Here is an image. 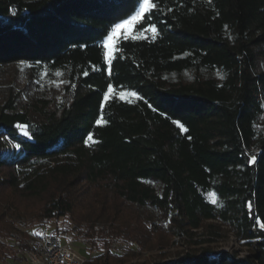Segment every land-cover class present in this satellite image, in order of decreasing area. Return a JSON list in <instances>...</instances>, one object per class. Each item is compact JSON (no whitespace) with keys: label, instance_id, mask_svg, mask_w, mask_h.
<instances>
[{"label":"trees","instance_id":"1","mask_svg":"<svg viewBox=\"0 0 264 264\" xmlns=\"http://www.w3.org/2000/svg\"><path fill=\"white\" fill-rule=\"evenodd\" d=\"M141 2L0 0V238L41 205L106 246L86 264H264V0H152L109 68Z\"/></svg>","mask_w":264,"mask_h":264},{"label":"rangeland","instance_id":"2","mask_svg":"<svg viewBox=\"0 0 264 264\" xmlns=\"http://www.w3.org/2000/svg\"><path fill=\"white\" fill-rule=\"evenodd\" d=\"M139 10V8H138ZM137 10V11H138ZM136 11V12H137ZM135 12V13H136ZM135 13L128 19L123 20L127 21V23H118L120 24V28L116 29L115 32L110 33L113 38L119 34L120 30L124 26H128L133 20L132 17L135 16ZM115 28V27H114ZM107 39V38H106ZM113 41V40H112ZM112 41L109 43L111 44ZM1 174V173H0ZM210 193L208 197L212 200L215 199ZM5 207V204L4 206ZM11 218L9 220L14 221L19 224L21 231L19 235L21 236H30L36 235L35 233H56L60 235L63 242L71 243L75 249L79 250L86 258L89 260L93 256H98L104 253L106 246L103 244L92 245L88 241H86L81 233L80 226L77 225L74 214L67 213L62 216H56L53 218L44 217L45 209L41 207V205H36L29 210L27 209H16L11 207L10 209ZM4 240H8L6 238L1 237ZM0 242L3 244L2 240ZM182 242L179 237H175L173 239L172 245L169 247L170 252H174L176 250H181L183 246H181ZM219 249H226L230 252H237L240 255H244L247 253V247L243 246L236 238V236L232 232H224L223 236L219 239L218 243H216ZM3 247V246H2ZM112 251L122 254L125 253L129 248H136V246L129 244L124 240H115L110 245ZM1 248V247H0ZM3 249V250H2ZM0 250V259L1 264H32L28 258L22 255L15 248H8L4 245V248ZM157 250L152 251H140L139 255L134 259V261H145L148 259H153L155 254H157ZM88 262V261H87Z\"/></svg>","mask_w":264,"mask_h":264},{"label":"built area","instance_id":"3","mask_svg":"<svg viewBox=\"0 0 264 264\" xmlns=\"http://www.w3.org/2000/svg\"><path fill=\"white\" fill-rule=\"evenodd\" d=\"M8 248L17 249L32 264H86L87 258L69 242H63L56 233L21 236L11 233V238H0ZM1 264V259H0Z\"/></svg>","mask_w":264,"mask_h":264},{"label":"snow or ice","instance_id":"4","mask_svg":"<svg viewBox=\"0 0 264 264\" xmlns=\"http://www.w3.org/2000/svg\"><path fill=\"white\" fill-rule=\"evenodd\" d=\"M156 7H157L156 4L152 3V0H142V2L140 3L139 10L135 13V16L132 17V19L133 20H137L138 18H142L143 14H145V13H149L150 14L151 13V9L156 8ZM122 23H127V21H123ZM146 23H147V27H145L143 29V31L144 32L151 31L153 33V37H155V35L157 34V29H156L155 23L148 22V21H146ZM120 26H121L120 24H117L115 26V28L113 29V32H115L116 29L120 28ZM225 27H227V26H225ZM127 38H128L127 35H125L124 39H127ZM112 40H113V36L111 34H109L107 39L105 40V47L107 48V51L105 52L104 55H105V59L108 61L109 68H110V65H111V61L113 59V49H112V47H111V45L109 43ZM87 74H88L87 72L84 73V75H87ZM57 75H59V73H57ZM73 87H74V85H73ZM113 91H114V89H113L112 84H108L107 85V91H105L103 93V97H104V101L105 102H107L111 98V96L113 94ZM118 95H119L120 99H124L125 97H129V96L130 97H136L138 99L140 98V97H138L137 93H135V92L121 91V92L118 93ZM101 109H103V104L101 105ZM101 122L107 123V121L104 120L103 112H101L100 118L96 121L97 124H100ZM174 123L180 128L181 131H185V132L187 131V129L184 128V125L182 123H180V121H174ZM23 127L26 129L25 134L27 135L28 134V132H27V127L28 126L25 125ZM87 139H88V141H92L93 140L92 135L89 134ZM189 139H191V137H189ZM17 147H19V145H17ZM255 161H256V157L253 155V156H251L249 158L248 162L249 163H254ZM211 195L213 197L216 196L215 193H212ZM211 202L213 204H216L218 202V198L212 199ZM252 206H253L252 201H249L248 204H247V207L251 210ZM259 226L261 228H264V223H261ZM34 234L43 235V233H35V232H34Z\"/></svg>","mask_w":264,"mask_h":264}]
</instances>
